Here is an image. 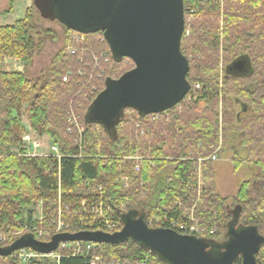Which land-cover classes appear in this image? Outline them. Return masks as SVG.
<instances>
[{
  "label": "trees",
  "instance_id": "obj_1",
  "mask_svg": "<svg viewBox=\"0 0 264 264\" xmlns=\"http://www.w3.org/2000/svg\"><path fill=\"white\" fill-rule=\"evenodd\" d=\"M15 1L10 0L4 13L12 12ZM184 4L185 32L189 31V35L184 34L181 51L188 59L194 56L187 75L191 92L166 113L142 116L135 109H125L124 115L130 111L135 116L123 117L112 134L105 127L90 123L88 113L107 81L117 80L131 70L120 77L107 75L108 67L121 65L127 58L114 59L104 33L85 35L65 27L69 33L67 44L71 43L72 35L85 37L86 42L80 46L83 51L69 55L66 49L62 50L54 57L45 80L34 81L28 72L41 47L33 34L35 6L13 26L0 28L1 231L17 232L31 225L34 215L30 209L39 201L43 202L42 224L48 227L54 220L59 198L72 212L80 213L84 200L91 203L93 198L104 196L109 203H125L119 216L123 227L124 217L131 212H138L145 221L152 216L183 221V208L191 207L200 197L196 216L207 230L204 239L228 240L233 223L238 227H256L264 236V0H184ZM221 51L226 61L222 89ZM104 52L109 62L101 60L100 68L106 74L96 70L91 75L94 63L91 53L100 56ZM5 57L21 61L24 71L2 72ZM68 72L71 75L64 82ZM197 84L199 89L195 87ZM220 98L224 101L225 122L230 125L227 130L234 132L239 145L248 149L246 160L235 157L234 162L238 166L247 162L260 171L255 180L244 182L233 197V215L229 198L215 191L212 161L205 163V185L200 195L195 171L196 161L208 158L211 148L218 145ZM80 105L83 106L79 108ZM71 109H75L79 124L86 130L82 147L77 142L78 134L67 131ZM25 114L35 133L50 136L59 147L63 155L60 161L21 156ZM135 157L144 158L138 173L134 171ZM25 166L32 169L34 176L23 170ZM124 178L129 179L130 189L123 188ZM257 183L262 192L258 199H253L252 187ZM137 190L145 191L146 195L142 197ZM86 218L81 213L63 216L66 223L81 228L85 227L81 223ZM57 253L65 255L68 251L60 248ZM97 253L108 261L138 262L149 255L150 264H168L133 240L118 245L101 244ZM0 264L20 263L14 253L0 257ZM60 264L89 262L64 257ZM235 264H242L241 259ZM256 264H264V244L256 256Z\"/></svg>",
  "mask_w": 264,
  "mask_h": 264
},
{
  "label": "water",
  "instance_id": "obj_2",
  "mask_svg": "<svg viewBox=\"0 0 264 264\" xmlns=\"http://www.w3.org/2000/svg\"><path fill=\"white\" fill-rule=\"evenodd\" d=\"M44 18L58 21L81 34L104 33L114 59L131 60L135 67L117 80H108L88 113L110 134L127 108L142 116L166 113L180 105L192 90L188 81L189 60L181 51L186 30L184 0H34ZM240 64V63H239ZM238 64H235L237 67ZM224 252L208 253L209 241L182 235L169 228H149L138 212L124 217L120 232L84 231L56 234L41 242L30 234L0 247V257L29 248L40 254L56 252L61 243L87 241L118 245L133 240L168 264H256L264 236L256 227L233 223ZM218 247V246H217Z\"/></svg>",
  "mask_w": 264,
  "mask_h": 264
},
{
  "label": "rangeland",
  "instance_id": "obj_3",
  "mask_svg": "<svg viewBox=\"0 0 264 264\" xmlns=\"http://www.w3.org/2000/svg\"><path fill=\"white\" fill-rule=\"evenodd\" d=\"M9 3H10V0H0V26L13 24L18 19L23 18L25 15L24 11H25L26 5L30 4V1L19 0L16 4L14 3L12 12L9 14H6L4 12L9 8ZM33 14H34L33 34L37 42L38 43L41 42L40 43L41 47L39 50H37L34 56L33 66L29 70L28 76L30 79L34 81H37V80L44 81L53 67L52 62H53L54 57L59 52L66 49L69 33L67 29L62 24H60L58 21L44 18L37 7H34ZM190 20L192 21L193 19H190ZM219 23L221 24V26L223 25L222 18L220 19ZM187 35H189V31H187V33L185 34V36ZM193 59H194V56L190 55L188 59L189 67H190V61H192ZM16 60L19 61L18 59ZM19 62L22 64L21 61ZM87 66H89V64ZM225 66H226L225 56L222 54V51H221V55L219 59L221 89L223 86V69L225 68ZM134 67H135L134 63L131 60L127 59L121 65L112 66L111 69H109L110 67H108L107 70L109 71L107 75L112 74L113 77H120L126 71L134 69ZM92 69L93 70L91 72V75L95 74L94 71L96 70L100 74H106L105 71H102L101 68H98L94 63H93ZM195 87L196 89H199L200 86L197 84ZM81 106L83 105H80L79 108H81ZM218 112H219V127H220L219 142L216 147L211 148L212 149L211 154L216 153L217 159L211 163V167L214 172L215 191L220 196L224 198H229L228 206H229L230 212L233 215L235 212V207L232 205L233 197L237 195L241 185L244 182L255 180L256 176L259 174L260 171L256 166L249 164L247 162H244V161L242 162L241 165L239 166L236 165V163L234 162V158L238 157L241 160H246L248 157V149L241 147L237 140L236 134L232 131L227 130V128L230 125L225 122L224 101L222 100V98H220V101L218 104ZM131 116H135V113L128 111L124 115L125 119ZM22 121H23V125L25 128L24 134L30 133L34 136V138L39 139L42 143V147H44L43 148L44 150H42L43 152L48 151V149L52 145H54L52 142V138L50 136H47V135L39 136L37 133H35L32 130L30 122L28 120V116L26 114L22 116ZM84 131L86 132L85 128H84ZM39 151L41 152V150ZM45 154H51V153L46 152ZM200 159L196 161V167H195V171H196L197 179H198L199 195L204 190V185H205L204 178L207 172V167L205 166L206 161L201 162ZM23 170L34 176V173L31 168L25 166L23 167ZM82 192H83V188H80L79 193H82ZM261 192H262V187L258 183L255 184V186L252 187V193H251L252 198L258 199ZM199 202H200V197H198L197 201L191 207L185 205L186 207L184 208H187L189 212L184 214V216L191 217V215H193L194 221L197 224L201 225L200 220L196 216V211L199 206ZM30 210L33 211V215H34L33 222H37V221L41 222V223L39 222L40 224L39 228H42L44 230H54V226L52 224L53 222H51V225L48 227L42 224V221L44 219L42 201H39L38 203H36V205L31 207ZM56 217H57V214L55 213V216L53 217L54 220L56 219ZM29 227L30 226L27 225L25 226V228L17 232H12V231L5 232V231L0 230V237L4 236L7 238L8 243L9 242L13 243L17 239H19L20 236L27 233V230ZM236 227L238 226L236 225ZM31 264H34V263H31ZM40 264H58V260L56 259V257L52 258L51 260L43 259L40 262Z\"/></svg>",
  "mask_w": 264,
  "mask_h": 264
},
{
  "label": "built area",
  "instance_id": "obj_4",
  "mask_svg": "<svg viewBox=\"0 0 264 264\" xmlns=\"http://www.w3.org/2000/svg\"><path fill=\"white\" fill-rule=\"evenodd\" d=\"M71 43L67 44L66 51L69 55L75 54L78 50L83 51V48L80 46L83 45L86 40L83 36H76L72 35ZM75 43V44H73ZM94 64L100 68L101 60L108 63L109 56L106 52L100 54V56H96L95 54L91 53ZM82 61V60H81ZM83 62V61H82ZM71 72H68L67 75L63 78L64 82L68 81ZM69 127L67 131L72 134L76 132L78 134L77 142L82 147L83 142V135L85 133L84 127L79 124V117L75 114L73 109L69 111V116L67 120ZM23 149L24 153L21 156L25 157H46V158H56L59 161L63 158V155L60 153L59 147L57 145H52L48 151H42L44 147H42V143L39 139L34 138V136L30 133L24 134L22 138ZM41 150V152L39 151ZM14 152L19 153V149H13ZM39 151V152H38ZM46 152H50L51 154H45ZM217 159V155L211 154L206 159H200L201 162L205 161H215ZM134 161V171L140 172L141 171V162L144 160L142 157H135L132 158ZM130 181L128 178L123 179V188L130 189ZM140 192V195L144 197L146 192L141 190H137V193ZM129 199L126 198V202ZM125 203H118L117 201H111L110 203L104 196H98L93 198L91 203H88L84 200L81 204V214L88 217L85 222H82L85 227L81 228L79 225H72L66 223L63 219L64 215H71V214H80L74 213L71 211V208L68 205L62 203L61 198H59L56 204V214L57 217L53 220L52 224L54 226V230H44L39 228L36 222L31 223L30 227L27 230V233L23 234H30L35 237L37 240L41 242H51L52 238L56 234L68 233V234H76L79 232L84 231H91V232H104L107 234H114L116 232H120L123 227H121V223L119 221L120 214L125 209ZM189 212L187 208H183V214ZM91 218V219H90ZM146 223L149 228L156 229V228H169L172 229L182 235L188 236H195L198 238H204L207 235V230L202 227L201 225L197 224L194 219L193 215L191 217L185 216L183 221L179 220H170L169 218L165 217L161 219L157 216H152ZM210 234H214V231H211ZM20 236V237H22ZM8 244L7 238L4 236L0 237V247H6ZM100 244L87 242V241H80V242H67L61 243L58 250L60 248L65 249L68 253L62 255L61 253L54 252L52 254H40L32 249L25 248L15 252L16 258L20 264H31L34 262H41L43 259L51 260L55 258L58 260V264H60V260L62 258H80L84 259L89 262V264H150V256L147 255L141 261L133 262L131 260H105L101 255L97 253L98 246Z\"/></svg>",
  "mask_w": 264,
  "mask_h": 264
},
{
  "label": "crops",
  "instance_id": "obj_5",
  "mask_svg": "<svg viewBox=\"0 0 264 264\" xmlns=\"http://www.w3.org/2000/svg\"><path fill=\"white\" fill-rule=\"evenodd\" d=\"M19 0L16 1V3L18 2ZM30 1V4H27L26 5V8H25V11H24V17L21 18V19H18L17 21L19 20H22L25 18L26 16V13L27 11L33 7V4H34V0H28ZM15 3V4H16ZM17 21H15L13 24H9V25H2L0 26L1 27H4V26H13ZM1 71L2 72H17V73H22L24 71V67H23V64H21L19 61H17L16 59L14 58H8V57H5L3 58L2 60V63H1ZM44 150V149H43ZM49 150V149H48Z\"/></svg>",
  "mask_w": 264,
  "mask_h": 264
},
{
  "label": "flooded vegetation",
  "instance_id": "obj_6",
  "mask_svg": "<svg viewBox=\"0 0 264 264\" xmlns=\"http://www.w3.org/2000/svg\"><path fill=\"white\" fill-rule=\"evenodd\" d=\"M238 228V227H236ZM229 240V239H228ZM224 242H217V241H210L209 240V248H208V253L212 256L215 257L219 254H222L224 252V248H220L221 245H225L227 241ZM220 245V246H219ZM218 246V247H217Z\"/></svg>",
  "mask_w": 264,
  "mask_h": 264
}]
</instances>
